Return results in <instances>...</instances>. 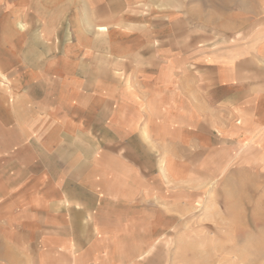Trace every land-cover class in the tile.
I'll return each instance as SVG.
<instances>
[{
    "label": "crops",
    "instance_id": "obj_1",
    "mask_svg": "<svg viewBox=\"0 0 264 264\" xmlns=\"http://www.w3.org/2000/svg\"><path fill=\"white\" fill-rule=\"evenodd\" d=\"M172 138L263 161L264 0H0V264H172Z\"/></svg>",
    "mask_w": 264,
    "mask_h": 264
},
{
    "label": "rangeland",
    "instance_id": "obj_2",
    "mask_svg": "<svg viewBox=\"0 0 264 264\" xmlns=\"http://www.w3.org/2000/svg\"><path fill=\"white\" fill-rule=\"evenodd\" d=\"M167 1L177 7L178 0ZM204 14V23H212L211 11ZM215 142L188 143L180 153L178 138H172L171 154L164 157L171 179L172 264H264V157L216 154Z\"/></svg>",
    "mask_w": 264,
    "mask_h": 264
}]
</instances>
